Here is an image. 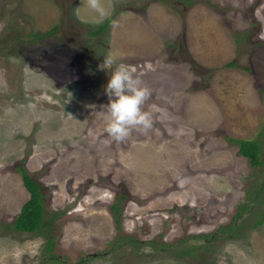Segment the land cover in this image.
<instances>
[{"label":"rangeland","instance_id":"rangeland-1","mask_svg":"<svg viewBox=\"0 0 264 264\" xmlns=\"http://www.w3.org/2000/svg\"><path fill=\"white\" fill-rule=\"evenodd\" d=\"M100 2L0 0V264H264V152L254 168L230 140L264 146V0ZM108 53L151 90L153 126L120 141ZM20 168L56 217L52 252L7 229L29 199Z\"/></svg>","mask_w":264,"mask_h":264},{"label":"clouds","instance_id":"clouds-1","mask_svg":"<svg viewBox=\"0 0 264 264\" xmlns=\"http://www.w3.org/2000/svg\"><path fill=\"white\" fill-rule=\"evenodd\" d=\"M88 5L97 10L101 16L106 14V9L100 0H88ZM98 68L109 70L108 80L104 85L108 102L102 105L106 117L105 131L108 135L120 141L125 139L134 128L140 131L151 128L153 114L143 107L151 95V90L143 84L136 69L123 61L117 62L111 53L103 57Z\"/></svg>","mask_w":264,"mask_h":264},{"label":"trees","instance_id":"trees-1","mask_svg":"<svg viewBox=\"0 0 264 264\" xmlns=\"http://www.w3.org/2000/svg\"><path fill=\"white\" fill-rule=\"evenodd\" d=\"M111 19L105 22L104 25L100 26L99 29H97L96 32H93L92 34H101L105 31L107 26ZM59 31V27H56L52 29L51 31L43 34V33H35L33 34V37L36 41H43L52 35L56 34ZM238 43L240 41L236 40ZM264 43L258 44V48L263 45ZM227 69L237 68V64L235 62H231L226 65ZM230 139V138H229ZM231 141H234L239 146V154L247 159L250 163V165L254 168L259 167L263 164L262 156L264 152V146L261 143L260 140L257 141H248V140H236V139H230ZM23 185L27 192L29 193V199L28 201L23 205L21 212L15 219V221L12 223V225H9L7 229L20 232V233H28V234H38L43 236L47 241V248L50 252L54 250L55 242L54 237L52 235V226L54 221L56 220V217H52L51 219H48L46 216V210H45V193L44 188L41 182H39L34 177L30 176V174L20 168L19 169ZM255 197H253L252 203H258L263 204L264 203V182L255 193ZM120 204H116L112 206V212L114 214L115 218H118L119 213L121 212ZM252 210L251 206L247 205L240 209V211L237 214V220L243 216L245 212H250ZM117 224H120V221L117 220ZM264 225V210L262 215L256 219L254 226L258 227ZM230 232L235 230L233 226L229 227ZM202 239H208L209 236H201L199 237ZM51 260L54 259V257L50 258ZM49 263L46 258L43 259V262L41 264H47ZM76 264H83L82 261L76 263Z\"/></svg>","mask_w":264,"mask_h":264},{"label":"bare ground","instance_id":"bare-ground-1","mask_svg":"<svg viewBox=\"0 0 264 264\" xmlns=\"http://www.w3.org/2000/svg\"><path fill=\"white\" fill-rule=\"evenodd\" d=\"M109 157H110V156H109ZM109 157H108V158H109ZM166 174H167V173H166ZM168 174H169V173H168ZM164 179H165V177H164ZM178 184H179V183H178ZM178 184H177V185H178ZM179 188H180V187H179ZM157 189H158V188H157ZM157 189H156V190H157ZM178 190H179V189H178ZM201 194H202V193H201ZM198 196H199V195H198ZM148 198H149V197H148ZM207 201H208V200H207ZM159 204H160V203H159ZM161 207H162V206H161ZM207 209H208V208H207ZM209 212H210V211H209Z\"/></svg>","mask_w":264,"mask_h":264},{"label":"flooded vegetation","instance_id":"flooded-vegetation-1","mask_svg":"<svg viewBox=\"0 0 264 264\" xmlns=\"http://www.w3.org/2000/svg\"><path fill=\"white\" fill-rule=\"evenodd\" d=\"M66 23V21L64 22V24Z\"/></svg>","mask_w":264,"mask_h":264}]
</instances>
